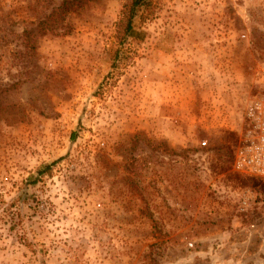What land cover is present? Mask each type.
<instances>
[{
  "label": "rangeland",
  "instance_id": "374dc122",
  "mask_svg": "<svg viewBox=\"0 0 264 264\" xmlns=\"http://www.w3.org/2000/svg\"><path fill=\"white\" fill-rule=\"evenodd\" d=\"M61 1L0 0V264H264V179L233 167L264 0H152L126 38L129 0L53 32Z\"/></svg>",
  "mask_w": 264,
  "mask_h": 264
},
{
  "label": "built area",
  "instance_id": "2783aa9c",
  "mask_svg": "<svg viewBox=\"0 0 264 264\" xmlns=\"http://www.w3.org/2000/svg\"><path fill=\"white\" fill-rule=\"evenodd\" d=\"M252 104L249 128L235 152L233 167L238 173L264 179V97Z\"/></svg>",
  "mask_w": 264,
  "mask_h": 264
},
{
  "label": "trees",
  "instance_id": "16d2710c",
  "mask_svg": "<svg viewBox=\"0 0 264 264\" xmlns=\"http://www.w3.org/2000/svg\"><path fill=\"white\" fill-rule=\"evenodd\" d=\"M89 1L92 0H62L58 7L53 8L49 15H47V20L53 21V24L49 22V30L55 32L57 29V24L59 21L63 20L67 15L79 11L83 8ZM152 0H129L122 9V17L120 25L123 31H120L121 37H130L132 30V21L137 15V13L143 9L150 6ZM43 24V23H41ZM121 38V40H122Z\"/></svg>",
  "mask_w": 264,
  "mask_h": 264
}]
</instances>
